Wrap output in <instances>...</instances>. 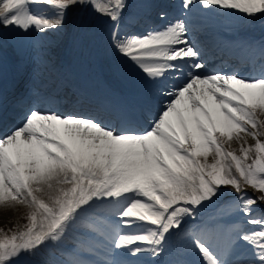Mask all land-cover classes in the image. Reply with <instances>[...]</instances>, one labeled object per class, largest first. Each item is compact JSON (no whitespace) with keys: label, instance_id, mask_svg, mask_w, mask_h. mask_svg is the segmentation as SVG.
<instances>
[{"label":"snow or ice","instance_id":"snow-or-ice-1","mask_svg":"<svg viewBox=\"0 0 264 264\" xmlns=\"http://www.w3.org/2000/svg\"><path fill=\"white\" fill-rule=\"evenodd\" d=\"M77 6L112 22L110 48L141 98L108 115L41 100L10 127L0 110V205L26 210L25 224L0 228V264L50 245L57 264H144L174 238L200 264H264V71H210L195 35L217 14H264V0H175L142 32L121 26L127 0H0V48L59 33ZM229 186L221 215L242 222L189 224Z\"/></svg>","mask_w":264,"mask_h":264},{"label":"bare ground","instance_id":"bare-ground-1","mask_svg":"<svg viewBox=\"0 0 264 264\" xmlns=\"http://www.w3.org/2000/svg\"><path fill=\"white\" fill-rule=\"evenodd\" d=\"M127 3L132 4L130 0H128ZM80 10L82 11L81 14H80ZM85 11H87L86 15H85ZM96 15L98 16V14L92 12L90 7L84 8V7L77 6L68 13V16L65 21V26L59 33H49V35L46 38H44V40H47L48 42L47 46H44L43 48H41L42 54L44 56L45 66L41 67L43 70L40 68L39 69L41 71L46 70L50 74V82L52 86L56 84V82L51 77L54 74H56V72L60 69L59 62H60L61 57L59 56L58 50L60 49V47L62 48L65 45L66 40L71 39L75 44H77L78 47H80V49H78L79 52H81V48L89 47L92 51H94L92 53L96 57H97L96 52L99 51L98 46L100 47V49H103L101 45H104L105 40L109 35L106 33L104 34L101 33L102 28H104L105 31H107V28L104 26H100V24L94 20V17ZM79 16H80L79 24H76V27L71 29L70 22L73 21V19L79 18ZM88 31L96 36L98 43L90 42ZM242 32L243 31L241 32L238 31V33H242ZM32 37L39 39L37 38L35 33L32 34ZM22 45L23 47L21 48V45L17 46L9 42L7 43V46H3L2 48L3 55L2 57H0V82L6 76V71L8 68H11L17 62H23L25 60L24 56H20L23 53L22 50L24 49V43ZM75 50L76 48H71V52L68 55V60L66 62V65L71 64L76 60H79L81 55L79 53L74 54ZM49 55H50L49 60H46V57ZM82 58H84V56ZM38 59H41V58H37V61ZM99 59L101 60V63H102V58L99 57ZM33 69L37 70V68L35 67ZM101 75H102V78L105 84L109 85L112 88V86L110 85L111 82L105 78L103 73H101ZM70 88L72 90V87ZM78 89L81 94H84L85 96L91 99H98L100 103L102 102L101 99H99L98 97L92 96V93L88 88L80 87ZM16 90H20L19 85H17ZM121 92L123 93V95L133 98L135 102H138L140 100L134 88L122 86ZM66 95L67 97L70 96L71 98L75 97L67 93ZM69 111H71V108L65 106L63 109V112H69ZM22 209L25 210V208L23 207H18L16 209H10V208H4L2 205H0V223H2L6 218L8 219L11 216H12L11 218H13V216H16L18 213L21 214ZM171 246L173 248H176L174 243H171ZM171 251L172 252L170 254L173 253V250Z\"/></svg>","mask_w":264,"mask_h":264},{"label":"rangeland","instance_id":"rangeland-1","mask_svg":"<svg viewBox=\"0 0 264 264\" xmlns=\"http://www.w3.org/2000/svg\"><path fill=\"white\" fill-rule=\"evenodd\" d=\"M253 141H251L250 140V142L249 143H252ZM21 211H23V212H25L26 213V210H21ZM20 217H19V216ZM12 217V216H11ZM6 218L2 223H0V228H3V229H10V228H12L13 227V225H23V224H25L26 223V221L25 222H23V223H20V224H14L18 219H21V218H25L26 217V215H22V213L20 214V213H18L16 216H13V218Z\"/></svg>","mask_w":264,"mask_h":264}]
</instances>
